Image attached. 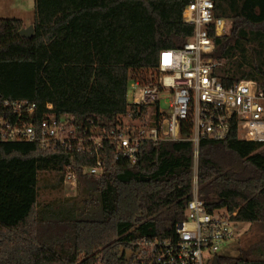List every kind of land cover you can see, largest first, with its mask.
Instances as JSON below:
<instances>
[{
  "label": "trees",
  "instance_id": "16d2710c",
  "mask_svg": "<svg viewBox=\"0 0 264 264\" xmlns=\"http://www.w3.org/2000/svg\"><path fill=\"white\" fill-rule=\"evenodd\" d=\"M187 3L35 0L32 38L20 35L28 27L22 20L0 19V114L5 102H29L36 123L53 114L113 130L130 109L139 112L128 102L131 74L155 70L162 51L194 35L183 19ZM214 13L231 23L225 37L212 34V56L227 65L224 83L264 84V0H215ZM100 154L103 174L94 175L85 172L97 165L93 152L0 141V264H126L139 239L176 236L192 198L193 143L145 141L136 164L109 142ZM73 161L77 195L41 203L43 190L65 186ZM52 174L56 180L42 178ZM198 186L210 211L237 212L238 227L260 234L247 254L219 257L220 264H264V142L236 133L203 141Z\"/></svg>",
  "mask_w": 264,
  "mask_h": 264
},
{
  "label": "built area",
  "instance_id": "2783aa9c",
  "mask_svg": "<svg viewBox=\"0 0 264 264\" xmlns=\"http://www.w3.org/2000/svg\"><path fill=\"white\" fill-rule=\"evenodd\" d=\"M187 1L183 19L194 26V35L182 48L162 51L155 70L131 74L129 89L133 96L129 104L137 106L139 112L130 109L113 130H88L73 116L58 118L53 114L36 123L37 106L29 102H5V112L0 114L1 142L93 152L97 165L85 172L94 175L103 174L100 153L105 142L133 164L139 162L145 141L193 143L195 178L187 220L177 225L172 239L144 238L132 243L126 264H215L221 245L236 236L237 212H212L202 199L198 186L200 145L205 140H226L233 133L244 141L264 142V84L243 80L227 86L221 75L226 62L212 56L216 49L212 34L225 37L231 23L215 17V0ZM141 107L147 111L142 112ZM48 109L54 107L48 105ZM78 182L73 161L65 170L64 184L76 188ZM86 260L82 258L76 264Z\"/></svg>",
  "mask_w": 264,
  "mask_h": 264
},
{
  "label": "rangeland",
  "instance_id": "374dc122",
  "mask_svg": "<svg viewBox=\"0 0 264 264\" xmlns=\"http://www.w3.org/2000/svg\"><path fill=\"white\" fill-rule=\"evenodd\" d=\"M0 19H20L28 27L32 26L35 21V3L34 0H0ZM26 27V28H28ZM146 77V73H142ZM133 92L129 89L128 102L132 101ZM152 110H149V114ZM44 179L56 180L55 174L43 175ZM43 179V180H44ZM77 189L69 186H64L59 191L43 190L41 192L40 201L46 203L55 198H71L77 195ZM250 224H242L236 230L234 239L221 245L218 252L220 257H240L242 254H247L251 244L256 242L260 234H256L250 228Z\"/></svg>",
  "mask_w": 264,
  "mask_h": 264
},
{
  "label": "water",
  "instance_id": "95a60500",
  "mask_svg": "<svg viewBox=\"0 0 264 264\" xmlns=\"http://www.w3.org/2000/svg\"><path fill=\"white\" fill-rule=\"evenodd\" d=\"M34 26H29L28 28H24L20 31V35L24 38H32L34 36ZM215 264H220L219 259L215 260Z\"/></svg>",
  "mask_w": 264,
  "mask_h": 264
},
{
  "label": "crops",
  "instance_id": "0c3cea01",
  "mask_svg": "<svg viewBox=\"0 0 264 264\" xmlns=\"http://www.w3.org/2000/svg\"><path fill=\"white\" fill-rule=\"evenodd\" d=\"M34 3H35V0H34Z\"/></svg>",
  "mask_w": 264,
  "mask_h": 264
}]
</instances>
